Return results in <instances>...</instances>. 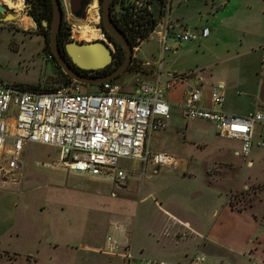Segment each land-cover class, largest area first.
Returning <instances> with one entry per match:
<instances>
[{"label":"rangeland","instance_id":"1","mask_svg":"<svg viewBox=\"0 0 264 264\" xmlns=\"http://www.w3.org/2000/svg\"><path fill=\"white\" fill-rule=\"evenodd\" d=\"M261 2L230 0L227 11L217 13L216 35L211 32L213 36L200 45L199 39L168 41L171 49L162 61L164 71L205 69L213 80L226 81L223 106L236 105L238 98L246 100L248 88L264 75V32L258 26L263 19ZM24 4L18 14L14 8L0 14V80L52 88L64 76L47 58V37ZM204 4L205 0H174L172 20L181 26L172 31L196 30L192 28L198 22V10L203 14L209 7ZM11 11L19 21L8 18ZM24 17L31 25L21 22ZM74 33L72 40H94H81ZM159 49L154 32L134 54L150 62L147 70L156 72L154 58L159 57ZM136 80L153 81L150 74L127 70L114 82L131 91ZM80 88L95 90L93 85ZM17 110L11 102L9 116L14 117ZM167 120V128L152 132L147 142L151 151L179 159L177 168L159 171L148 165L142 175L136 166L128 170L132 160L121 159L120 166L129 171L124 183L68 172L61 165L58 148L27 143L20 170L9 178L0 174V264H126L120 255L105 252V236L113 221L122 224V243L130 244L134 254L141 251L159 259L168 250L188 255L200 251L212 264H264V213L259 217L262 225L247 223L235 214L264 205L263 183L240 179L237 162L224 159L216 147L225 146L233 154L238 142L218 137L203 121H186L178 114ZM190 164L195 169L189 172ZM256 214H252L255 220Z\"/></svg>","mask_w":264,"mask_h":264},{"label":"built area","instance_id":"2","mask_svg":"<svg viewBox=\"0 0 264 264\" xmlns=\"http://www.w3.org/2000/svg\"><path fill=\"white\" fill-rule=\"evenodd\" d=\"M60 1L63 23L69 29L71 40L79 22L90 24L89 11H92L97 18L93 25L102 35L98 39L107 42L108 38L101 29V0H90L83 18L72 14L68 0ZM129 1L137 13L156 20L151 9L154 0ZM22 2L24 4L25 0ZM159 2L160 14L154 28L145 38L137 34L131 37L135 44L133 52L155 31L162 52L169 48L166 44L169 36L181 43L197 41L200 36L208 35L207 27L181 29L170 35L177 24L181 25L178 21H171L170 0ZM149 13L153 16L150 17ZM51 58L52 54H49L48 59ZM158 70L153 82L136 80L131 91H124L114 81L95 85V90L90 92L82 91V84L75 81H58L52 90L33 91L0 80V174L9 178L20 170L22 151L27 143L58 148L61 165L68 172L110 177L119 183L125 182L129 173L120 166L121 159L139 160L145 165L150 162L155 167H173L178 159L166 152L151 151L147 139L152 132L166 127V118L170 114L166 92L182 76L171 75L162 80ZM209 95L213 106L224 100L217 88H212ZM200 100L201 89L194 87L180 105L181 114L187 119L208 120L219 136L239 140L238 154L245 159L250 157L255 127L260 125L256 146L264 148V111L233 115L214 107H203ZM11 102L18 107L12 118L9 116ZM122 227L116 221L110 223L104 248L109 255H120L126 264H212L200 251L188 255L183 261L136 256L130 244L122 243Z\"/></svg>","mask_w":264,"mask_h":264},{"label":"crops","instance_id":"3","mask_svg":"<svg viewBox=\"0 0 264 264\" xmlns=\"http://www.w3.org/2000/svg\"><path fill=\"white\" fill-rule=\"evenodd\" d=\"M2 1L5 4L4 0H2ZM173 1L174 0H170V5H171L170 18H171L172 22H173V20H172L173 19L172 18V2ZM229 3H230V0H208V1L205 0L204 5L205 6L207 5L209 7L207 8L206 11H204L203 14H202L201 9L198 10L199 11L198 22H195L192 29H195V28L197 29L198 27H207L209 29V33L205 37H202V36L199 37V40L197 41L198 45H200L203 40L205 41L209 37L216 35V29L218 28V23H217L218 14L223 15L224 12L227 11V7H228ZM213 9H215V12H213ZM237 9L238 10H235V11H239L238 6H237ZM260 15L263 16V19L258 23V26H260L262 32H264V0H262L261 5H260ZM229 17H230V15L228 14L225 17V19H229ZM175 18H177V17L175 16ZM174 20L178 21L177 19H174ZM221 20H223V19H221ZM207 21H208V23H207ZM216 25H217V27H216ZM183 29H189V28L183 27ZM173 32L174 31H171L170 35ZM211 32H213V35L211 34ZM156 35H157V33H156ZM200 39H202V40L200 41ZM145 41H143L142 43H144ZM168 41H170L171 44L174 43L172 36H169L166 40V44L169 46V48L166 51L171 49L170 48L171 46L168 44ZM157 43L160 44V49L158 51L159 57L157 58L154 56L155 57L154 63H156L158 65V69H160V72H159L160 73L159 74L160 79L163 80V79H165L171 75L182 76V78L176 79V81L174 82L171 89L166 92V98H167L168 102L170 103V114L166 119H168V118L170 119V117H173V115L178 114L181 118H183L186 121H203L205 123H209L211 125L210 129H213V132L219 137V135L215 131V128H214V125L212 122H210L208 120H204V119H187L181 114L180 105L182 104L186 94L191 89H193L194 87H199L201 89V100H200L199 104L203 107H208V108L214 107V108L221 110L225 113L233 114V115H245L249 112L264 111V75L257 78V80L254 82L252 87L248 88L249 91L245 93L246 95H248L247 98H245L246 100H242V99L238 98V99H236L237 104L232 105V106H228V105L223 106L222 105L224 102V100H223V102L220 105L213 106L210 102V95H209L212 88H217V90L220 93H222L223 96H225V91H226V87H227L226 81H224L222 79L213 80L210 76V73H208V72L205 73V69H199L197 71H196V69L195 70L194 69H184V70L177 71L176 69L172 70V69L167 68V70L164 71V69L162 68V65H163L162 61L164 60L166 51L162 52V47H161L162 44H161L159 35H157ZM140 45H139L137 51L140 50ZM132 55H133L132 56L133 59L136 62L137 61L141 62V64H142L141 69L142 70H140V71L147 73V74H150L152 76V80L154 81L156 78L157 71H159V70L157 69L156 72H154V69L151 71L147 70L143 65L148 63V66H149L150 62L149 61L142 62V60L138 56H136L134 54V52ZM153 81H151V82H153ZM189 82H191V83H189ZM161 84H162V82H161ZM234 93H236V92L233 91L232 95ZM236 95H240V94L237 92ZM167 122H168V120L166 121V127L162 130H165L167 128ZM162 130H158V131H162ZM260 130H261V126L256 125L255 131H254V136H253L254 144L252 146L250 157L248 159H245L238 154V151L240 148V141L237 139L229 138L233 141L238 142V144H239L238 150L234 151L233 154L225 146H222V145L218 146L217 145L216 147L220 148V150H221L220 152H221L224 159H227L231 162H233V161L237 162L238 167H240L241 171H242L241 173H239L240 179H242V178L246 179L252 184L263 183V188H264V148H260V147L256 146V141L258 139ZM220 137H222V136H220ZM226 138H228V137H226ZM147 145H148V142H147ZM148 148H149V146H148ZM125 160H128V159H125ZM241 160L244 161L246 164H243V162ZM132 161H133L132 162L133 164L130 168H128V170H131V169L135 168V166H136V167L140 168L142 175L144 174V169L148 165L151 166V168L158 169L159 171L161 169H163V170H170V169L175 170L177 168V166L179 165V162H180V160L178 159L176 165H174L173 167H155L150 162L145 165L139 160H132ZM240 164H243L245 166H243V165L241 166ZM234 165H236V164H234ZM192 169H195L194 165L190 164L188 171L190 172V170H192ZM159 171L157 172V174L159 173ZM128 175H129V173H128ZM241 175H242V177H241ZM127 180H128V178H127ZM122 183H124V182H122ZM263 192H264V190H263ZM158 198H161V197H158ZM161 199H162V201H164V198H161ZM155 202H157L159 207L162 206V202H158L156 200H155ZM166 212L170 214L169 211H166ZM256 212H257L256 216L258 217V219L255 220L252 218V214L256 213ZM263 213H264V205L262 204L259 207H256L255 211L252 210L246 214L245 213L244 214L243 213L242 214L235 213V214L238 215L243 221H245L247 223H254V224H261L262 225V223L259 221V217ZM170 215L173 218H175V216H176L175 214H173V215L170 214ZM176 220L178 221V218ZM184 222L187 223L186 226H189L188 222L183 221V223ZM263 249H264V247H263ZM134 255L137 256V255H143V254L140 251L139 253L134 254ZM187 256H188V252H186V251L176 253L173 250H168V251L163 252L159 259H164V260H169V261H183ZM148 257H150V256H148Z\"/></svg>","mask_w":264,"mask_h":264},{"label":"water","instance_id":"4","mask_svg":"<svg viewBox=\"0 0 264 264\" xmlns=\"http://www.w3.org/2000/svg\"><path fill=\"white\" fill-rule=\"evenodd\" d=\"M52 5L51 19L42 21V25L49 29L48 44L55 61L60 66L63 73L69 75L73 81L84 85H100L104 82L114 81L118 76L127 71L133 54V48L127 37L119 30L111 18V7L114 0H101V29L108 33L113 41L107 39L92 40L89 42L70 40L64 44L65 51L71 62L82 70H98L109 65L113 60L116 44L124 51L122 62L109 74L97 77L82 76L73 71L62 55L57 42V34L62 24V6L60 0H50ZM90 0H68L72 14L77 18H83L85 9ZM154 3V4H153ZM152 3V11L156 20L159 19L161 4L159 0ZM8 8L0 0V14L5 15ZM109 43L111 45H109Z\"/></svg>","mask_w":264,"mask_h":264},{"label":"trees","instance_id":"5","mask_svg":"<svg viewBox=\"0 0 264 264\" xmlns=\"http://www.w3.org/2000/svg\"><path fill=\"white\" fill-rule=\"evenodd\" d=\"M25 2L28 6V11H27L28 15L35 22L38 29L42 32V35L44 34L46 35L48 32L44 31V26L42 25V21L45 19L48 20L51 19V15H52L51 1L25 0ZM110 14L113 22L116 24L119 30L127 37V39L129 40L132 46H135V44L131 41V37L134 34L139 35L141 38H145L148 35V33L154 28V25L156 23V20L154 18H146L144 17V14L142 15L141 13H137L135 11L134 5L129 0H114V2L112 3ZM149 16L152 17L153 16L152 13H149ZM105 34L111 41H113V38L108 33L105 32ZM70 40L71 39L69 38V29L64 25V23H62L60 30L57 34V42L62 48L63 43L65 44ZM115 45H116V49L113 54L112 62L104 68L98 70H88L89 72L92 73L90 77L107 75L111 73L122 62L124 58V51L123 49L120 48L118 44L115 43ZM45 49L47 50V58H48L49 54H52L48 42H46ZM51 60H53L55 65L58 68H60L58 63L55 61L53 54ZM141 68H142L141 62L139 61L136 62L132 58L131 63L127 70L140 71ZM62 75L64 76V78L60 79V81H67V82L72 81L71 80L72 78L69 75L63 72ZM15 86L21 89L33 90V91H47L53 89V87L45 88V87H40L39 85H26V86L15 85ZM94 86L95 85H93V87Z\"/></svg>","mask_w":264,"mask_h":264},{"label":"bare ground","instance_id":"6","mask_svg":"<svg viewBox=\"0 0 264 264\" xmlns=\"http://www.w3.org/2000/svg\"><path fill=\"white\" fill-rule=\"evenodd\" d=\"M4 2L8 8H14L17 14L21 11L22 7L24 6L22 0H4ZM89 13H90V16H89L90 24H86L85 22H81L79 24V27H78L76 33H74L75 37H77L81 40L82 39H85V40L86 39H88V40L89 39H95L96 40L98 38H101V36H102L101 33L99 32V28L93 25V23L97 20L95 13H93L92 11H89ZM8 18L15 19V20L17 19V18L13 17V12H12V15H8ZM17 21H19V20L17 19ZM21 22L26 26L31 25L30 20L27 17H24L21 20ZM109 45H111V44L109 43Z\"/></svg>","mask_w":264,"mask_h":264},{"label":"flooded vegetation","instance_id":"7","mask_svg":"<svg viewBox=\"0 0 264 264\" xmlns=\"http://www.w3.org/2000/svg\"><path fill=\"white\" fill-rule=\"evenodd\" d=\"M62 23H63V21H62ZM62 25V24H61ZM44 31H47L48 33H49V29H46L45 27H44ZM47 33V34H48ZM43 35L44 37H47L46 38V42H48V35ZM108 38V37H107ZM109 39V38H108ZM110 40V39H109ZM59 48H60V51H61V53H62V55L64 56V58H65V60H66V62L70 65V67H71V69L73 70V71H75V72H77V73H79L80 75H82V76H87V77H90L91 76V72H89L88 70H82V69H80V68H78L77 66H75L72 62H71V60H70V58H69V56L67 55V53H66V51H65V48H64V43H63V45H62V48H61V46L59 45ZM61 69V68H60ZM93 77H97V76H93ZM72 80V79H71ZM73 81V80H72ZM83 85V84H82ZM88 86V85H87Z\"/></svg>","mask_w":264,"mask_h":264}]
</instances>
